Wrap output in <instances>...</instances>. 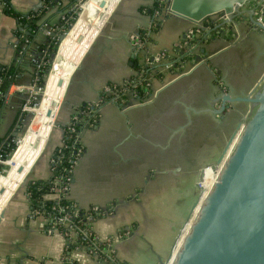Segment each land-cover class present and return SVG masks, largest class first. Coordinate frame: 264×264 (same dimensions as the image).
<instances>
[{
	"label": "crops",
	"instance_id": "obj_1",
	"mask_svg": "<svg viewBox=\"0 0 264 264\" xmlns=\"http://www.w3.org/2000/svg\"><path fill=\"white\" fill-rule=\"evenodd\" d=\"M11 1L22 13L42 7L45 10L38 31L25 41V51L18 52L21 36L16 29L28 36L32 27L28 23L21 25L18 18L6 14L4 3H0V66H20L17 82L9 86L0 101V144L15 132L19 113L35 80L34 58L40 61L44 55L39 46L49 34L58 31L61 19L81 0H42L40 7V0ZM101 1L88 3L109 18L93 15L83 7L75 27L60 45L61 60H55L52 74L62 78L64 84L49 86V96L62 102L71 76L83 60L45 151L38 157L44 147L41 146L28 153L26 159L13 157L9 162L15 175L6 189L12 191V196L0 216V264H67L68 259L76 264H108L84 247H74L68 255L70 237L59 229L50 230L47 215L33 214L27 184L20 187L30 170L29 180L53 175L50 160L55 149L66 141L68 123L89 107L96 106L98 116L94 124L80 129V152L66 197L85 211H104L103 215L89 217L90 225L102 241L116 237L109 254L128 264H163L171 253L176 256L197 219V209L215 184L203 190L179 233H173L167 251V246L161 248L158 240L159 251L149 243V230L157 221L153 214L145 212L149 201L154 202L157 190L184 185L185 181L179 180L184 176L178 175L192 173L194 167L200 173L206 164L202 158L208 156L209 135L212 142L224 140L225 121H241L251 111V102L227 99L229 106L218 112L226 94L228 98L251 95L264 77V29L250 16L230 22L218 21L214 14L193 22L172 13L167 3L152 39L138 52L136 41L141 31L150 27L149 8L158 0H119L110 14L105 9L111 11L116 0H106L104 8ZM83 48L85 55L81 54ZM163 50H167L165 62L173 65L152 71L144 101L131 92L119 101H102V92L106 90L108 94L110 85H123L135 77L145 58L151 61V67L155 62H164L155 59ZM47 120L53 125L56 119ZM243 124L234 134L223 161L207 167L204 173L211 170L217 179ZM21 165L24 170L20 173ZM61 196L59 190L45 195L56 200ZM134 222L137 223L133 226ZM122 229L130 230L128 236L117 235ZM162 253L166 255L162 257Z\"/></svg>",
	"mask_w": 264,
	"mask_h": 264
},
{
	"label": "water",
	"instance_id": "obj_2",
	"mask_svg": "<svg viewBox=\"0 0 264 264\" xmlns=\"http://www.w3.org/2000/svg\"><path fill=\"white\" fill-rule=\"evenodd\" d=\"M246 1L170 0L169 8L172 13L193 22L218 13L228 20L237 13L248 11L252 21L264 29V21L253 16L254 8H241ZM106 4V0L100 3L102 7ZM65 35L66 32L59 33L61 39ZM52 58L59 60L61 56L57 53ZM59 83H63L62 78ZM228 96L226 94L223 108L218 112L229 106L227 99L249 101L251 111L238 123L215 162L218 165L223 161L234 134L244 123L239 141L226 159L217 182L172 264H264V80L251 95ZM52 112L50 109L48 114ZM39 145L40 141H35L34 146L37 148ZM23 169L21 165L19 171ZM26 178L24 185L29 180ZM3 211H0V216Z\"/></svg>",
	"mask_w": 264,
	"mask_h": 264
},
{
	"label": "rangeland",
	"instance_id": "obj_3",
	"mask_svg": "<svg viewBox=\"0 0 264 264\" xmlns=\"http://www.w3.org/2000/svg\"><path fill=\"white\" fill-rule=\"evenodd\" d=\"M83 1H85V0L79 1L76 8H74L73 11H70L65 15L64 21L60 24V28L56 32V34L58 35V44H57L58 46H57L56 51L51 54L49 60H47V65H48L49 69L44 73V81L42 83H40L38 81V79L36 78V74H35V80L32 83L33 86L29 90L26 102L24 103L23 108L19 113L18 121H16L17 125L15 128V132H14V134L10 135V137L8 138V139H11V141L15 143V146L8 152V157L6 159L2 158L1 154H0V163L4 164V167L0 170V176L6 174L9 171V169L11 168L9 160L15 154V151L17 150L22 138L26 134L28 127L31 126V124L33 123V118L36 114L35 108L40 103V101L43 99V94L45 92V88H46L47 83H48L51 68H52V65L55 61L53 59L54 57L52 58V56L59 52L60 45H61L63 39L70 32V30L76 25V23L79 19V15L81 14V11H82ZM169 2H170V0L167 1L168 4H169ZM241 8L242 9L254 8L255 13L253 16L257 19H261L262 21H264V0H247L241 6ZM217 15H218V18H216V19L218 21L227 20L226 16L221 15V14H217ZM244 16L249 18L250 13L248 11H245L242 13H237L234 17L228 19L227 21L236 22V21L240 20L241 17H244ZM161 17H162V15L159 18H158V16H155V23H154L153 27L156 26L157 20L158 19L160 20ZM73 18H75V19H73ZM62 32H66V35L64 36L63 39H61L59 36V33H62ZM153 32H154V30H153V28H151V31L148 32L149 35L144 36L146 38L144 39V44L140 48V51H141V49L146 48L147 42L152 39ZM166 53H167V50L160 51V53L158 55H156L157 58H155V59H158L159 61L162 60L164 62H155L154 64H156V65H153L152 67H151V61L148 59L149 60L148 62L150 65V72L147 73V75H146L147 78L151 77L152 71L154 69H157V68L163 69V67L168 68V67H171L173 65L172 62H165L164 58H165ZM141 57H142V54H140L139 58H141ZM82 60H81V62H82ZM81 62L79 63V65L81 64ZM77 69L78 68L75 69V71L73 72V74L71 76L70 83L68 85V88H67L64 96H63V100H62V103L60 105L57 118H56L55 122L53 123V128L49 134V138L47 139V142L50 139V136L52 134L53 129L55 128V126L58 124V122L61 119V115H62L61 113L64 111L63 108L65 106L66 99L68 98L71 83L73 81V78H74V75H75V72ZM89 115H90V110L87 109L84 111L82 118L86 119L87 117H89ZM75 121H77V120H75ZM75 121L71 120L70 123H68V125L66 127L67 130L69 129V127H74ZM239 122L240 121H225L224 140H221V138H219V142H215V141L212 142V136L209 135V140H210L209 142L210 143H209V145H207V146H209V147H207L208 148V152H207L208 156L202 158V162L206 163L204 166L211 165V164L215 163V160L217 159L216 157L218 156V154L220 152H222L223 147L226 144L227 139L232 134L234 129L237 128V125ZM242 122H244V121H242ZM35 126L38 127L39 123H35ZM67 130L65 131L66 133H67ZM47 142H45L41 154L45 151ZM1 148H2V144H0V150H1ZM53 161H55V158L53 157V154H52V157L50 160L51 165H52ZM197 170H198L197 167H194L192 173H188L186 175H178V176H184V178L179 179V180L185 181L184 185H182L183 183L177 184V186H179V187L176 186L175 187L176 189L173 188L172 186H169L166 189L157 190L155 192L157 194L155 196L153 195V198H152V200L155 199L154 200L155 203L150 200L149 204H148L149 206L146 207L145 212H147L149 214H153L157 219V221L154 223L153 228H151L149 230V233H148V236L150 238L149 243H152L154 245V248L157 251H159V248L157 245V240H158V243H160L159 246L161 248H164L167 246L166 247L167 249L165 248L166 251L169 249L168 245H169L171 238L173 237L172 236L173 233H175V232L179 233V231L182 228L183 223L185 222V220L190 215L192 206L194 205L195 201H197L200 198L201 188H200L199 183H198V177L200 176V173H198ZM30 172H31V170L26 175V177L28 179L30 177ZM210 173H211V170L207 171L205 173V175L208 176V175H210ZM168 176H172V175H167V177ZM205 179H206V177H205ZM205 179H204L203 184L206 185L207 187L215 184L216 180H217V179H214V180L208 181ZM23 185L24 184L22 183L20 187H22ZM98 209H97V211L99 212L98 214L103 215L104 211L102 209H99V210ZM197 210L199 213L200 208ZM198 213H197V216H198ZM135 223H137V222H134L132 225L134 226ZM129 231H130L129 229H122L118 232L117 235L119 237L120 236L126 237V236H128ZM115 238L116 237L111 236L106 241H102V248L106 247L107 253L110 250L109 244H112V242ZM144 243L147 245L146 242H144ZM165 255L166 254H163L162 257H164ZM94 256L98 259L106 260V259H103L100 256V254H99V256H96V255H94ZM112 256H115V255L112 254ZM119 261L120 262H118V264H123L120 259H119ZM107 263L110 264L109 262H107ZM126 264H128V263H126Z\"/></svg>",
	"mask_w": 264,
	"mask_h": 264
},
{
	"label": "trees",
	"instance_id": "obj_4",
	"mask_svg": "<svg viewBox=\"0 0 264 264\" xmlns=\"http://www.w3.org/2000/svg\"><path fill=\"white\" fill-rule=\"evenodd\" d=\"M4 3V12L6 14L12 15L16 18H18L19 22L21 25H24L25 23H28V25H30L32 27L31 29V33L28 36H23L22 35V30L20 28L16 29V34L18 36H21V40L19 41L18 44V52L23 49L25 51V43L27 42V38L32 37L33 35H35V33L38 31L39 27H40V23H39V19L42 16V13L44 12V8H40L39 10H41V12H39V10L33 11L29 14L26 13H22L20 11H18L14 5L12 4L11 0H0ZM47 1H51V0H47ZM86 1V0H85ZM88 1V0H87ZM168 0H158V2L156 1L153 5L150 6V12H151V16H158V18L162 15L163 9L165 7V4L167 3ZM84 2V1H83ZM75 19V18H73ZM64 21V18L61 19L62 23ZM159 19L157 20V24L156 26H152L151 28H153V30H155L157 28V26L159 25ZM57 32V31H55ZM149 33L147 30H142L140 33V37L143 36H148ZM138 37V36H137ZM26 41V42H25ZM58 44V35L57 34H49L48 35V39L46 42H44L43 44H41L39 46V51H41V53L43 52V57L42 59H40V61H35L36 62V68H37V72H36V78L38 79V81L40 83H42L44 81V73L49 69L48 65H47V60H49L51 54L53 52L56 51L57 49V45ZM150 67V66H149ZM20 71V66H18L17 64H10V65H1L0 66V76L2 77V82L0 84V101L3 99L5 93L7 92L9 86L14 83L17 82L18 78V73ZM150 72V68H148L147 73ZM133 79V78H132ZM130 81V80H128ZM128 83V82H127ZM130 89H135V91L143 98L147 95L148 91L146 89V86L144 84H140V82H136L135 85L131 84L128 87L125 85H121V84H112L109 87V93L107 94L106 90H104L103 93L102 92V101L105 102L106 100L110 99V98H114L116 100H120L121 97H123V95L128 93V90ZM88 109L90 110V115L89 117H87L86 119L82 118L79 121H75V127L76 129L79 131L82 127L84 126H88L91 124H94L96 121V117L98 116L97 114V107H89ZM15 146V143L11 141V139H7L4 143H2V148L0 150V154L1 157L6 159L8 157V152ZM79 143L76 145V148L73 147V141L71 140V138L69 137V134L66 133V145L60 146L58 148L55 149L54 153H53V157L55 158V161H53L52 165H53V175L48 178V179H41V180H33L30 179L27 182V190L29 191V198H30V202H31V206L35 207V208H40V209H45L48 212L54 213V214H58L60 213L59 209H57L59 206L65 207L67 208V212L70 211H76L78 209V213L80 216L76 215V217H82V221L81 223L83 225H88L89 226V221L87 218V213L85 210L81 209L78 207V205L76 203H74L71 199H69L68 197H66V194L64 195V193H62V197L59 200L56 199H51V198H47L45 197V195L47 193H50L52 191H54V187L56 184V180L60 177H66L65 175H67V169L66 167H69L70 164H72V160L76 157V149L77 147H79ZM4 167L3 163H0V170ZM63 177V178H64ZM54 206H56L54 208ZM75 213V212H74ZM98 211L96 209H90L88 211V214L93 215V216H97L98 215ZM81 214H85L84 216H82ZM63 226V225H61ZM62 228H65V226H63ZM90 231L92 230V227H90L89 229ZM69 236V235H68ZM86 245V243H82V241H80V238L74 243V242H70L68 241L67 243V254L69 255V252L72 248L74 247H84ZM89 245H86V248H88ZM70 260L68 259L67 264H76L73 263L72 261L69 262ZM123 264H126L127 262L122 261Z\"/></svg>",
	"mask_w": 264,
	"mask_h": 264
},
{
	"label": "built area",
	"instance_id": "obj_5",
	"mask_svg": "<svg viewBox=\"0 0 264 264\" xmlns=\"http://www.w3.org/2000/svg\"><path fill=\"white\" fill-rule=\"evenodd\" d=\"M0 3H3V2L0 1ZM154 23H155V16H152V21H151L150 27L147 28L148 32L151 31V27L154 25ZM51 32H52L51 30H48V33H51ZM145 38L146 37H144V36H143V38L140 36L138 37V39L136 41L137 46H138V52H140V48L143 46ZM23 51L24 50L22 49V52ZM34 60L36 61V58H34ZM148 61L149 60L147 58H145L144 61L141 62L140 66H139V70H138L137 75L135 77H133V79L132 78L129 79L130 81H126L123 85L128 87L131 84L135 85L136 82H140V84H144L147 87L149 85V78H147L146 75H147L148 68H150ZM2 80L3 79L0 76V84H1ZM263 80H264V77L261 79V83ZM130 92L133 95H138L139 98H141V100L144 101V99H142V97L135 91V89L128 90V93H130ZM143 98H145V97H143ZM80 119L81 118L77 117V118H74L72 121H75V120L79 121ZM66 130H67V128H66ZM67 133L69 134V137L73 141V147L76 148V145L78 143H80L79 142L80 137H81L80 130L78 131L75 127V124H74V127H69V129L67 130ZM64 145H66V141H65ZM79 152H80V146L77 147V149H76V157L74 159H71L72 164H70L69 167H66V169H67V175H65L66 177L63 176L64 178L60 177L56 180L54 190H59L61 193H64V195L69 190L71 179H72V170H73V167L75 165V161L78 157ZM215 164L216 163H213L211 165H206V167L204 166L201 169L200 176L198 177V183H199V186L201 188V194H202L203 190L207 187L206 185H203V183H204L203 177L205 176L206 177L205 180H208V181L214 180V178H215L214 172H211L210 175H208V176L205 175V173H204L205 169L207 167L215 166ZM51 168H52V172H53V165H51ZM26 191H27V194L29 196V191L27 189H26ZM57 200H59V199H57ZM55 207L56 206H54V208ZM57 209H59V211H60V213H58V214H54V213L46 211L45 209H40V208H35V207H32L31 210H32L33 214L43 213L49 217V219L51 221L50 227H49L50 230H54V229L61 230L62 232L65 233V235H69L70 241L74 242V243L80 238V241H82V243H86V245H89L87 249L89 250V252L91 254L96 255V256H99V254H100V256L103 259H106V261L109 262L110 264H113V263L118 264V262H120L117 257L112 256V254L111 255L109 254L110 250L107 253L106 247L102 248V240H100V238L97 236L95 231L93 229L91 231L89 230L91 227L89 217H93V215L88 214V210L86 211V213H87V218L89 221V223H88L89 226L83 225L81 223L82 217H76V215L80 216L78 213V209L76 211H73V212L72 211L67 212V208L62 207V206H59ZM81 215L84 216L85 214H81ZM61 225L65 226V228H62L63 226H61ZM86 245L84 246V248H86ZM110 245L111 244H109V247H110ZM171 255H172V253H171ZM171 255L169 256L168 262H166L167 264H172L174 259H175V257H172Z\"/></svg>",
	"mask_w": 264,
	"mask_h": 264
},
{
	"label": "bare ground",
	"instance_id": "obj_6",
	"mask_svg": "<svg viewBox=\"0 0 264 264\" xmlns=\"http://www.w3.org/2000/svg\"><path fill=\"white\" fill-rule=\"evenodd\" d=\"M118 1L119 0H116V3L112 6L111 11L107 10V8L105 9V11L107 13H109V14L112 13L113 9H114V7H115V5L117 4ZM88 2H90V0H88V1L86 0V1L83 2L82 9L84 7L86 12H92V14L96 15V16L100 15V17L103 18V19H108L109 18L106 13L100 12L99 10H96ZM104 7L101 6V8H104ZM79 17H80V15H79ZM81 54L82 55L86 54V50L84 48L82 49ZM55 60L56 61H60L61 59H59V60L55 59ZM54 65L55 64L53 63L52 68H51V72H50V75H49L48 83H47V86L45 88V92L43 94V99L40 101V103L35 108L36 114H35V116L33 118V123L34 124L32 123L31 126L28 127V130H27L25 136L22 138V140H21L17 150L15 151V154L12 156V158L13 157L14 158L21 157L22 159H26V156H28V153H30L32 150H38L41 146H44L45 142H47V136H48V134H50V132H51V130L53 128L52 122L51 123L48 122L47 119H49V117L53 118V120L56 119V117L58 115V111H59L60 105L62 103L60 99H56V98H53V97L49 96V94H48V91H49V88H50L49 86L56 87V86H63V84H64V82L62 84H60L59 83V79L56 78V77H53L52 70L54 68ZM50 109H52V111H53L51 115L48 114V111ZM35 123H39V126L36 127ZM244 126H245V124H243V126H242V131H243V127ZM241 134H242V132H241ZM241 134H240V136H241ZM240 136L238 137L237 142L239 141ZM37 140L40 141V145L36 148L34 146V143ZM237 142H236V144H237ZM41 152H40L39 155H41ZM38 157H40V156H38ZM12 158L9 160V162L12 160ZM38 160L39 159H37V161ZM23 170L19 171V172L21 173V172H23ZM221 171H220L219 175L221 174ZM14 173H15V171L13 170V168L11 166V168L9 169V171L6 174L0 176V186H1V188L4 187V191H1V189H0V194L3 197V199L0 200V211L4 208V206L6 205V203L10 200V198L12 196V191L6 190V189L11 186L12 181L14 180V175H15ZM219 175H218V177H219ZM218 177H217V180H218ZM217 180H216V182H217ZM204 202H203V204L200 207L198 216L200 215V213L202 211V208L204 206Z\"/></svg>",
	"mask_w": 264,
	"mask_h": 264
},
{
	"label": "flooded vegetation",
	"instance_id": "obj_7",
	"mask_svg": "<svg viewBox=\"0 0 264 264\" xmlns=\"http://www.w3.org/2000/svg\"><path fill=\"white\" fill-rule=\"evenodd\" d=\"M83 116V114H81L80 116H79V118H81ZM82 119V118H81Z\"/></svg>",
	"mask_w": 264,
	"mask_h": 264
}]
</instances>
